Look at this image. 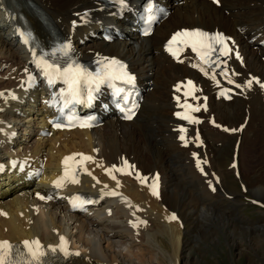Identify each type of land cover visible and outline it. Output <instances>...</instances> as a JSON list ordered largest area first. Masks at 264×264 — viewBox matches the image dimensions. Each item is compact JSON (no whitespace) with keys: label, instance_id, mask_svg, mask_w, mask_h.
<instances>
[{"label":"bare ground","instance_id":"obj_1","mask_svg":"<svg viewBox=\"0 0 264 264\" xmlns=\"http://www.w3.org/2000/svg\"><path fill=\"white\" fill-rule=\"evenodd\" d=\"M28 1L0 0V241L39 240L51 251L66 238L77 264H199L190 253L218 243L225 230L239 256L260 260L248 264H264V219L242 213L240 193L224 186L218 168L228 153L235 180L264 206V161L248 164L243 150L264 144V0H158L170 18L143 39L131 16L144 0H118L111 8L102 0H31L41 12ZM188 28L226 37L232 53L224 70L190 51L171 55L169 41ZM51 29L81 59L129 64L145 93L134 120L108 115L96 130L49 129L46 92L27 87L39 69L35 60L54 47ZM21 30L30 32L29 45ZM190 79L199 110L181 122L175 96ZM73 156L68 164L79 182L68 178L56 187ZM158 177L156 197L150 183ZM78 195L93 201L81 213L72 209Z\"/></svg>","mask_w":264,"mask_h":264},{"label":"snow or ice","instance_id":"obj_2","mask_svg":"<svg viewBox=\"0 0 264 264\" xmlns=\"http://www.w3.org/2000/svg\"><path fill=\"white\" fill-rule=\"evenodd\" d=\"M21 35L24 34L21 33ZM185 36L202 38L200 40L192 42L191 47L193 51L197 52L200 55V59L205 64L209 63L208 57L211 55V52L213 51L212 44L208 42L209 39L214 40L216 43H219L226 48L225 37H223L221 34H217L215 37L209 38L206 33L198 32V31L191 33L182 32V33H177L172 38V41L169 42L168 51L171 52L173 56L177 55V53L173 51V44L176 43L177 38L185 37ZM28 39H29L28 37H25L24 42L28 43ZM182 43H187V42L184 41ZM61 51L67 54V46H65L64 49H61ZM223 54L227 55L228 51H225ZM35 63L37 67L42 70L43 75L48 78L50 84L55 83L57 79L62 80L65 84H67L68 86L67 95L70 97V100L65 101V106H67L68 103L71 102H76V103L87 102L90 104L93 99L94 91H97L99 89V85L101 83H104L106 80H122L127 84H132L134 82V77L130 76L129 74L123 71V67H124L123 65H120L119 69L114 67L115 65H118V62L114 60L111 61L108 65H106L101 72L95 74L88 72L81 66L74 64V62L69 63L64 68H61L59 65L55 63H49V61L45 59L43 56L37 58L35 60ZM189 85L191 86V81H189ZM250 86H251V82H249V87ZM261 87H264V85H261ZM82 90L86 92V101L81 99ZM123 91L124 90L122 88H117L116 94L120 95V93ZM194 110L198 111L199 109L197 108ZM125 118L131 119L132 116L128 115ZM182 118L191 120V117L187 115L183 116ZM56 126L60 127L61 125L57 124ZM80 126L87 127L89 126V124L87 122H82ZM181 139H184V137L182 136ZM76 155H80L82 157V160L91 159V157H84L83 154H76ZM74 159L75 156L65 158L64 160L65 173L63 177H60L57 181L54 182L56 187H62L64 180L69 178L68 162L69 160H74ZM117 171H122V169H117ZM109 175H111V171H109ZM112 178L115 179V176H113ZM71 182L78 183L79 181L73 176L71 178ZM109 194L117 195L118 193L112 192ZM153 194L158 195L156 185H153ZM50 198L51 197H49V199ZM41 199H44V197H41ZM76 199L80 200L82 204L93 202V201L82 200V198L80 197H77ZM171 219H176V217L173 216L171 217ZM132 226L137 227V224L133 223ZM61 241L62 243L59 247V251L63 252L65 256L70 255L71 253L68 252L66 247V241H64L63 238H61ZM22 246L24 249L23 252L19 250V246L13 245L11 242L7 240L0 241V264H46L44 257L47 255V252L45 251L44 246L40 244L39 240H33V241L25 240L22 242ZM50 250L52 252H56L57 248L53 247ZM75 255H79V253H75Z\"/></svg>","mask_w":264,"mask_h":264},{"label":"rangeland","instance_id":"obj_3","mask_svg":"<svg viewBox=\"0 0 264 264\" xmlns=\"http://www.w3.org/2000/svg\"><path fill=\"white\" fill-rule=\"evenodd\" d=\"M5 37L8 36L5 35L4 38ZM201 116H205V114L204 115L202 114ZM213 125L214 123H212V126ZM223 132H225V130ZM20 133L21 132L18 131L17 135H19ZM258 145H255V147L245 146V148L243 149L246 152V158L247 159L250 158V161L246 160V162L248 164H251L252 166H254L255 164L262 165L264 161V153L262 151L264 149V144L262 142H258ZM261 145L263 147H261ZM224 156L221 158L218 167L220 171L224 173V178L222 179V183H225L224 186L227 187L228 189H231L236 192L238 191L240 193L239 198L244 203L242 206V210H243L242 213H244L246 217H248L253 221L254 220L259 221L260 219L263 220L264 208L260 207L262 204L258 203L253 197L250 196V194L246 191V189H244L243 184L242 182H240V180L238 181L235 180L236 176L231 173L232 161L230 155L227 153ZM179 181H181L180 183L184 185L183 179L181 177L179 178ZM49 197H51L50 198L51 201L54 195H49ZM47 200L49 201L48 198ZM43 206L46 207V204H44ZM218 238H219L218 243L216 244L210 243L209 246H204L203 249H200L199 251L196 250L192 251L190 253L192 259L197 260L199 264H248L250 263L249 261L255 263L260 261L257 257L253 255L249 256L248 254H246V252H244L239 256L238 249L228 244L225 230L223 234L222 232H218ZM165 240L167 244L168 240L167 239ZM262 255L264 256V252L262 253Z\"/></svg>","mask_w":264,"mask_h":264}]
</instances>
